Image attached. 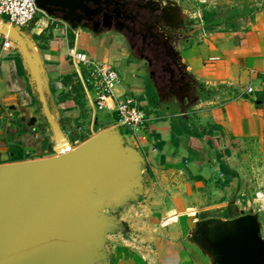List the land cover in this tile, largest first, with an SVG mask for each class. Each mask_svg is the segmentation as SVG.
<instances>
[{
    "label": "crops",
    "instance_id": "crops-1",
    "mask_svg": "<svg viewBox=\"0 0 264 264\" xmlns=\"http://www.w3.org/2000/svg\"><path fill=\"white\" fill-rule=\"evenodd\" d=\"M174 1L187 15L196 2L204 4L206 12L225 9L227 14L233 10L239 14L228 21L216 17L211 30L204 29L202 21L178 43L181 62L193 81L217 90L185 113L190 119L187 128L200 134V151L190 149L187 135L171 139L170 117L180 113L158 102L147 68L131 55L121 33L74 31L65 22L39 13L26 28L16 29L20 40L10 38L6 51L1 45L8 20L0 16V166L56 155L58 142L44 117L39 100L42 93L70 148L105 130L117 129L125 144L142 158V172L158 173L165 181L174 174L179 180L187 179L183 187L188 194L203 198L205 191L215 198L203 209L225 214L212 217L226 220L248 214L250 211L241 212L232 197L241 181L237 157L242 144L252 142L264 151V0ZM70 49L83 54L86 62L74 60ZM90 63L113 68L119 74L113 91L116 100H107L102 109L96 106L94 89L85 83ZM248 86L254 90L251 99L239 97ZM257 94L263 100H258ZM118 100L130 101L143 112L142 127L133 130L118 123ZM203 130H210L212 138L222 136L220 144L228 137L235 139V149L217 160L222 147L213 149ZM46 153L51 155L41 156ZM258 218L264 227L261 216ZM183 237H169L163 243L164 251L161 247L153 252L154 260L159 264H211L188 236Z\"/></svg>",
    "mask_w": 264,
    "mask_h": 264
},
{
    "label": "water",
    "instance_id": "water-1",
    "mask_svg": "<svg viewBox=\"0 0 264 264\" xmlns=\"http://www.w3.org/2000/svg\"><path fill=\"white\" fill-rule=\"evenodd\" d=\"M153 3L156 7L140 8L154 13L161 29L190 28L182 34L184 38L192 34L195 23L174 0ZM35 4L74 31L86 29L99 35L112 30L113 20L120 18L126 3L36 0ZM7 26L4 36L19 41L18 31ZM182 97L186 102L177 111L185 114L199 99ZM39 100L58 142L56 155L0 166V264H106L103 242L109 232L121 229V222L107 217L105 210L137 201L143 181L142 158L114 128L70 148L42 93ZM260 231L258 215L249 212L233 219L197 221L188 239L211 264H264Z\"/></svg>",
    "mask_w": 264,
    "mask_h": 264
},
{
    "label": "rangeland",
    "instance_id": "rangeland-1",
    "mask_svg": "<svg viewBox=\"0 0 264 264\" xmlns=\"http://www.w3.org/2000/svg\"><path fill=\"white\" fill-rule=\"evenodd\" d=\"M204 7V4L196 2L191 4L189 12L201 19L202 14L206 12ZM126 146L130 147V144ZM242 146L237 157L241 181L232 200L238 201V208L242 213L250 211L261 216L264 221V203L261 204L256 197L258 193L264 194V151L252 142ZM49 155L51 154L46 153L41 156ZM141 173L143 181L137 201H127L120 208L105 210L107 217L121 222V229L109 232L103 242L102 251L106 256V264H159L157 259L154 260L153 252L160 251L161 247L164 251L163 243L169 237L184 235L187 238L190 232L195 230L196 222L202 220L201 217H207V214L225 216L220 211L203 209L215 199L204 194L205 191L203 198H195L184 191L183 185L187 179L179 180L174 174L171 179L165 181L158 173ZM238 213L236 212L237 215ZM163 221H169V224L164 226ZM260 233L264 239V227H261Z\"/></svg>",
    "mask_w": 264,
    "mask_h": 264
},
{
    "label": "flooded vegetation",
    "instance_id": "flooded-vegetation-1",
    "mask_svg": "<svg viewBox=\"0 0 264 264\" xmlns=\"http://www.w3.org/2000/svg\"><path fill=\"white\" fill-rule=\"evenodd\" d=\"M123 1L126 4L120 9V18L113 20L112 31H116L115 27L119 28L131 55L144 63L158 102L166 109H178L186 102L182 96L191 100L198 98L199 86L181 63L178 50V43L184 39L182 33H188L190 28L180 31L161 29L159 18L140 8L142 5L156 7L153 3L156 0Z\"/></svg>",
    "mask_w": 264,
    "mask_h": 264
},
{
    "label": "built area",
    "instance_id": "built-area-1",
    "mask_svg": "<svg viewBox=\"0 0 264 264\" xmlns=\"http://www.w3.org/2000/svg\"><path fill=\"white\" fill-rule=\"evenodd\" d=\"M36 0H0V16H5L11 28L22 29L26 28L36 18L37 14L41 13L36 4ZM196 26H200V19L194 14H188ZM11 40L5 36L1 48L2 51H6L11 46ZM69 55L77 61L86 62L83 54L77 53L74 49L69 50ZM91 71L86 78L85 83L92 87L95 91L96 106L98 109H102L106 106L107 100H116L113 94L114 88L119 82L118 72L110 67L100 64L90 63ZM254 90L251 86H248L239 97L251 99ZM115 113L118 117V123L123 126H127L134 129H138L144 125L145 116L141 110L132 105L130 101H117L115 105ZM257 200L262 204L264 203V194H256ZM169 221L164 223L166 226Z\"/></svg>",
    "mask_w": 264,
    "mask_h": 264
},
{
    "label": "trees",
    "instance_id": "trees-1",
    "mask_svg": "<svg viewBox=\"0 0 264 264\" xmlns=\"http://www.w3.org/2000/svg\"><path fill=\"white\" fill-rule=\"evenodd\" d=\"M216 17H221L223 21H228L232 18H237L239 17V14L237 11L233 10L227 14V11L225 9H217L215 11L211 12H204L202 14V27L207 30L213 29V27L216 24ZM215 19V20H214ZM199 89H200V94L198 99L199 100H207L210 97H212L215 93H217V90L214 88H208L205 87L203 84H198ZM223 85H221L222 87ZM257 99L258 100H263L261 96L257 94ZM257 102V100H255ZM190 119L187 117L185 114H178V113H172V116L170 117V127H171V139L174 140L175 137L181 136V135H187L189 137V147L193 151H200L201 149V144L198 141L200 134H197L195 132H191L188 128L187 125L189 123ZM211 129H216L217 127L215 126H210ZM209 128V129H210ZM205 136V141L209 143V145L215 149L218 147H222L216 155L217 160L228 157L231 154V151L235 149V139L228 137L225 141V144H220L221 143V137L219 136L217 138H212L209 132H206L203 130L201 132ZM224 171V168H222ZM233 177V176H231ZM206 215V214H205ZM207 217H201V219H206L209 217H212V215L207 214Z\"/></svg>",
    "mask_w": 264,
    "mask_h": 264
}]
</instances>
